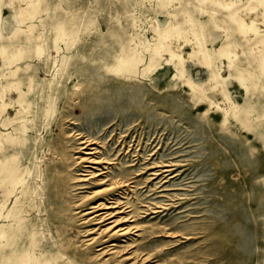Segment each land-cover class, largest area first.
Segmentation results:
<instances>
[{"label": "rangeland", "instance_id": "374dc122", "mask_svg": "<svg viewBox=\"0 0 264 264\" xmlns=\"http://www.w3.org/2000/svg\"><path fill=\"white\" fill-rule=\"evenodd\" d=\"M262 51L255 0H0V264H264ZM104 170L141 225L113 252Z\"/></svg>", "mask_w": 264, "mask_h": 264}, {"label": "bare ground", "instance_id": "6f19581e", "mask_svg": "<svg viewBox=\"0 0 264 264\" xmlns=\"http://www.w3.org/2000/svg\"><path fill=\"white\" fill-rule=\"evenodd\" d=\"M255 2L264 7V0H255ZM231 18L237 21L240 30L243 32L252 30L253 32L257 33L259 31V28L254 24V22H245L244 19L237 16V13H234ZM62 33L63 30L60 29L59 35H62ZM170 36H175L178 39H183V33L179 29V27L166 30V32L162 34V40ZM202 46V43L198 39H196L194 46L195 49L202 51ZM161 47L162 45L160 44V46H157L156 49L160 50L161 52L163 50V47ZM220 51L222 54L228 56L229 62L232 63V61L234 60V55L226 48H222L220 49ZM171 56H174V53L172 51ZM259 59L264 71V51H262ZM138 60V56L134 54L121 58L113 68L114 72L120 76H134L137 73L136 65ZM152 65L153 63L149 64L148 69L151 68ZM180 72L183 73V68H181ZM243 78V75L238 76L239 80H242ZM227 116L228 111H224L223 121L227 119ZM90 140L82 141L83 149H87V155L82 158L92 163H110L111 161L107 158L97 155L98 147L93 145V141L91 142ZM167 170L170 169H165L166 172ZM104 172L106 171H101V173L98 174H104ZM93 173L95 172L92 171L90 175L92 176ZM107 176L108 174H104L102 178H98L101 182H105V185L94 190V193L92 194L97 195L98 197L90 207L95 208L91 211L92 213L98 211L101 208L105 209L103 212L96 213L91 217L93 220L103 222L99 227L96 228L95 236L93 238H98V240H106L107 244L102 247V251L113 252L116 251L118 247L116 240L121 237H127L128 239H130L131 235L134 236V234H137L136 232L139 230L141 225L136 220V215L130 208L131 202L128 200L127 196H124V194L128 193L129 190H132L131 187L133 182L135 181L132 180V178H124L123 176H116L112 178H108ZM85 179L87 178L85 177ZM96 235L98 236L96 237ZM129 244L131 243H128L127 245ZM146 258L147 256H140L141 261H144Z\"/></svg>", "mask_w": 264, "mask_h": 264}]
</instances>
